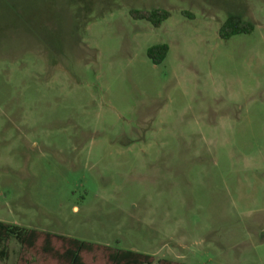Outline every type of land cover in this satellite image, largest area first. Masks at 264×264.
<instances>
[{
    "label": "rangeland",
    "instance_id": "1",
    "mask_svg": "<svg viewBox=\"0 0 264 264\" xmlns=\"http://www.w3.org/2000/svg\"><path fill=\"white\" fill-rule=\"evenodd\" d=\"M0 221V264H264V0H0Z\"/></svg>",
    "mask_w": 264,
    "mask_h": 264
},
{
    "label": "trees",
    "instance_id": "2",
    "mask_svg": "<svg viewBox=\"0 0 264 264\" xmlns=\"http://www.w3.org/2000/svg\"><path fill=\"white\" fill-rule=\"evenodd\" d=\"M136 17L146 18L153 22L155 26H159L162 21L166 20L170 13L168 11L152 10L147 14L138 13ZM251 24H241L240 20L234 16H230L227 21L221 26L220 32L224 38H228L233 34L250 31ZM228 31L227 34H224ZM168 46L165 44L154 46L148 49V55L154 60L159 55L160 59L166 57ZM40 233L36 230L27 229L14 224H8L0 221V259H6L9 255L6 242L12 237L16 238L23 246L33 247L40 237ZM52 235H45V242L43 250L47 253L53 254L57 259L65 262L66 264H87L83 261L81 253L84 250L91 251L94 247L93 244L85 241H80L74 238H63V250H56L52 244ZM107 258L110 264H177L170 261H159L154 263V259L142 253L131 250H113L108 249Z\"/></svg>",
    "mask_w": 264,
    "mask_h": 264
}]
</instances>
